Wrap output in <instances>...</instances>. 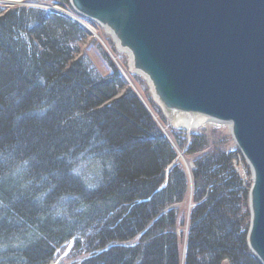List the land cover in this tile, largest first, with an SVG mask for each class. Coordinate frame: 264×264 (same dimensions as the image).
I'll return each instance as SVG.
<instances>
[{"label":"trees","instance_id":"1","mask_svg":"<svg viewBox=\"0 0 264 264\" xmlns=\"http://www.w3.org/2000/svg\"><path fill=\"white\" fill-rule=\"evenodd\" d=\"M87 38L50 9L0 11V264H49L70 241L86 254L77 264H259L235 151L191 135L188 179L114 65L91 63Z\"/></svg>","mask_w":264,"mask_h":264},{"label":"water","instance_id":"2","mask_svg":"<svg viewBox=\"0 0 264 264\" xmlns=\"http://www.w3.org/2000/svg\"><path fill=\"white\" fill-rule=\"evenodd\" d=\"M70 1L131 52L161 104L229 126L253 177L247 244L264 264V0Z\"/></svg>","mask_w":264,"mask_h":264},{"label":"rangeland","instance_id":"3","mask_svg":"<svg viewBox=\"0 0 264 264\" xmlns=\"http://www.w3.org/2000/svg\"><path fill=\"white\" fill-rule=\"evenodd\" d=\"M16 6H22L26 8L27 6L35 8L39 7L48 10L50 9L51 11L62 14L70 20L72 19L76 22L78 21L77 19H79L78 17H81L75 12V10H73L70 0H68L67 2H63L61 0H0V11H5V9L14 8ZM84 21L90 24L92 29H94L96 33H90L89 31H87L84 25L80 23V21L77 22L88 33V38L83 44L82 50L87 53L91 63L94 64L100 74L106 75V73L109 71V66L106 62V58L114 65L115 69L118 70L119 74H121L124 83L131 86L136 95L139 96L143 104L146 105L150 115L153 116L155 122L164 133L165 137H167L173 148H175V162L179 164L182 169H184V172L186 173L188 179L190 178V171L192 170L191 168L193 167V160L195 159V156L186 154L187 145L191 139V135L204 131L205 135L208 136L209 148L220 146L224 147L227 150L235 151L231 166L234 168L238 177L241 179L243 185H246V187L248 188L249 194L250 186L252 185L253 181L251 168L250 166H248V163L245 160L244 156H242L241 152L238 150L237 145H235L232 134H230L229 126L225 123H217L215 125L200 127L190 133H186L180 128L173 125L168 115H166L163 107H161V105H159L155 100L153 90L151 89V84L148 83L147 78L144 77L141 73L138 74L131 70V62L128 53L118 47L117 42L114 41L110 32L107 31L105 27H103L97 21ZM177 137L182 142L181 146L177 145L176 143ZM192 206L193 201H191V191L189 187L188 194L183 203L177 204L176 206V208H178L180 212L184 213V225L179 226L177 229V233H179L181 237V249H183L184 247L183 244L186 237L187 219L189 215L188 211ZM248 221L249 228L250 210ZM86 232L87 231H83L81 233L88 234ZM80 234L76 233L74 235L75 239L80 237ZM249 253H251V255H253V257L257 259L250 251V249ZM85 256L86 254H84L82 250H77L76 248H74L73 241H70L68 244H64L55 253L56 259H58V261L60 262L59 264H77ZM222 264L227 263L223 261Z\"/></svg>","mask_w":264,"mask_h":264},{"label":"bare ground","instance_id":"4","mask_svg":"<svg viewBox=\"0 0 264 264\" xmlns=\"http://www.w3.org/2000/svg\"><path fill=\"white\" fill-rule=\"evenodd\" d=\"M79 19H77L78 21H80L81 24L84 25V27L87 29V31H89L92 34H95L96 31H94V29H92L91 25L88 24L87 22H85L84 20H89L90 22H93V20H90L89 18L86 17H78ZM105 29L107 31L110 32V34L112 33L111 30H109L107 27H105ZM114 41L117 42L118 47L120 48V42L117 40V38H114ZM122 49V48H120ZM125 52L128 53L129 55V59L131 62V70L135 73H141L140 71H137L133 68V61H132V54L131 52L127 49H123ZM142 74V73H141ZM143 75V74H142ZM144 77H146L145 75H143ZM147 78V77H146ZM151 89L153 90V88L151 87ZM154 94V93H153ZM155 100L157 101V103L159 105H161V107H163V109L165 110L166 115H168V117L170 118V121L172 122L173 125H175L176 127L180 128L181 130H183L186 133H190L194 130H196L197 128L200 127H206L207 125H215L219 122H216L214 120H212L211 118L207 117V116H203L201 114H192V113H183L180 111H176V110H170L167 107L164 106V104H161L159 102V100L157 99V97L155 96ZM60 262L58 261V259H56V257L54 256L50 261L49 264H59Z\"/></svg>","mask_w":264,"mask_h":264},{"label":"clouds","instance_id":"5","mask_svg":"<svg viewBox=\"0 0 264 264\" xmlns=\"http://www.w3.org/2000/svg\"><path fill=\"white\" fill-rule=\"evenodd\" d=\"M41 82H43V81H41Z\"/></svg>","mask_w":264,"mask_h":264}]
</instances>
